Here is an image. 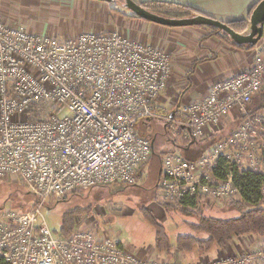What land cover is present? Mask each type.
<instances>
[{
    "label": "built area",
    "instance_id": "obj_1",
    "mask_svg": "<svg viewBox=\"0 0 264 264\" xmlns=\"http://www.w3.org/2000/svg\"><path fill=\"white\" fill-rule=\"evenodd\" d=\"M171 71L165 49L117 29L59 39L0 20V179H16L39 199L25 212L0 210V264H181L135 255L110 231L77 227L58 237L42 213L46 202L77 191L137 184L153 153L140 122L161 119L202 141L230 115L240 119L195 160L171 151L162 156L157 195L165 205L182 206L187 197L216 208L242 201L233 174L214 173L221 160L260 174L264 197V111L248 107L264 90V49L250 68L162 116L156 100ZM262 259L259 249L202 264Z\"/></svg>",
    "mask_w": 264,
    "mask_h": 264
},
{
    "label": "crops",
    "instance_id": "obj_2",
    "mask_svg": "<svg viewBox=\"0 0 264 264\" xmlns=\"http://www.w3.org/2000/svg\"><path fill=\"white\" fill-rule=\"evenodd\" d=\"M72 6L66 9L68 16H74L77 12V6L86 12H90L89 19L86 20L87 30L92 31L93 11H100L106 15H119L118 25L113 30H119L122 34L128 35L129 38L152 45L153 47L163 48L170 54L172 61V71L168 80L167 88L160 94L156 100V111L158 114L165 116L173 109L207 96L210 87L221 80L232 78L241 71L250 68L253 65L255 55L264 49V28L263 37L254 48H238L227 43L222 38L212 35L211 30L207 27H168L141 18L132 17V13L119 10L113 2H104L98 0H67ZM137 3L144 2H171L191 7L195 12L215 18L222 22L228 23L236 20L248 19L253 6L261 0H135ZM30 3L33 7H39L42 3L38 0H19ZM35 3V4H33ZM117 11V13H114ZM10 8L3 4L0 8V14L7 16ZM6 19V17H5ZM125 19V20H124ZM20 20V19H19ZM15 19V21H18ZM126 21V22H122ZM128 26L127 30L122 26ZM29 31L33 29L30 24L20 25ZM123 29V30H120ZM250 28V22L248 29ZM246 30V32H247ZM32 32V31H30ZM94 32V31H92ZM246 32L244 34H246ZM36 34H40L35 32ZM248 33V32H247ZM193 71V72H192ZM236 115V111H233ZM232 118L228 124L235 123L231 115L223 123ZM234 119V120H233ZM223 124L218 127H212L209 137L220 135L229 129ZM176 153V152H175ZM211 207H215L211 205ZM216 208V207H215ZM223 208V207H217ZM151 210V209H150ZM153 211V210H152ZM154 212V211H153ZM155 214V212L153 213ZM156 215V214H155ZM157 217V216H156ZM159 218V217H158ZM167 230V229H166ZM168 233V232H167ZM169 235V233H168ZM170 236V235H169ZM172 243L175 238L170 237ZM126 249L135 255L143 258H161L167 259L174 263L181 264H202L213 263L228 257L240 255L246 251H256L264 249V237L258 235H243L235 237L226 242L223 247H213L209 252L202 253L196 250L190 253L177 252L175 249L170 253H162L155 248V240L152 243L143 246H135L122 240ZM255 264H264V259L258 260Z\"/></svg>",
    "mask_w": 264,
    "mask_h": 264
},
{
    "label": "rangeland",
    "instance_id": "obj_3",
    "mask_svg": "<svg viewBox=\"0 0 264 264\" xmlns=\"http://www.w3.org/2000/svg\"><path fill=\"white\" fill-rule=\"evenodd\" d=\"M39 1L42 3L39 4L38 0H36L39 4V7L36 8L33 7L34 5L31 6L30 3L23 2L20 4L19 0H0V8H2L3 4L10 8L7 16L4 15L3 17V14H0V20L11 26H17L18 23L20 25L30 24L33 27V29H29V31H32L31 33L38 31L40 34L57 37L59 39L75 37L79 33L87 30L86 20L89 19L90 12H86L77 6L79 9H77V12L72 17L68 16L65 12L66 10L63 8L70 9L72 6L70 1ZM112 4L125 13L126 11L130 14L132 13V11L125 8L124 0H113ZM114 13H117V11H114ZM92 14L95 20L91 23L92 31L94 32H99L101 34L102 32H110L113 31V29L116 28L115 26L119 23L121 24L119 15H103L100 11H93ZM15 19L20 20L18 22L15 21ZM122 22L124 23L126 21ZM122 27L126 30L130 28L124 26V24ZM120 30L123 29L120 28ZM247 32L249 31L247 30ZM253 103L254 101L248 106L252 111L255 108ZM234 119L235 123L232 121V126L228 124V121L230 122L232 118H229L226 123H223L224 126H227L226 129L229 130L222 133L221 137H219L220 135L218 134L217 138H213V144L238 127L240 119L238 116ZM137 125L140 134L150 138L153 146L152 150L154 151L150 162L142 169V175H140L141 177L138 184L133 186L114 184L108 187H94L90 190H85L84 193L82 192V195L75 196L67 201L46 202L42 213L50 231L56 235L59 233L65 208L76 205L87 206L93 204L94 208L91 213L88 215L76 216V228H90L96 231L104 230V232L110 231L111 234H116L122 240L132 245H148V243L151 244L153 239H155V230L147 223V220H145L140 211L141 207L146 206L155 212L157 218L159 217V222L165 226L172 239L176 238L181 233L187 234L188 230L185 226H182L183 216L179 213H167L162 206L165 205V203L160 201L161 199L156 192L162 156L170 151L182 154V151L172 144V140H175V135H177L176 133L180 130L174 128L172 123H168L161 119L151 120L145 124L140 122ZM204 144L207 145L206 140L201 143L202 146ZM190 155H199V150L190 152ZM16 183V179L9 176L0 179V207L4 204L18 207L17 203L15 204L12 201L11 203L10 201H8L9 203L7 202L6 193H8V190L5 191L6 186L12 188L17 186ZM30 199L32 201L25 204L26 206L23 207V210L32 209L34 200L39 203V199L34 195H30ZM235 202L242 201L231 200L226 203L227 205L219 209L209 205L206 206L207 209L205 212H209L210 214L213 213V215L222 218L235 217L238 216V212L230 208L231 204ZM19 207L21 208V206ZM200 207H202L201 204ZM255 263L256 262H253L252 264Z\"/></svg>",
    "mask_w": 264,
    "mask_h": 264
},
{
    "label": "trees",
    "instance_id": "obj_4",
    "mask_svg": "<svg viewBox=\"0 0 264 264\" xmlns=\"http://www.w3.org/2000/svg\"><path fill=\"white\" fill-rule=\"evenodd\" d=\"M260 2V1H259ZM258 2V3H259ZM140 5L151 12H154L160 16L168 17V18H191L197 15H204L195 12L191 7L184 6L177 3L171 2H144L140 3ZM257 3L253 6L248 19L246 20H236L228 22L229 27L236 31L237 33L244 34L248 29L250 17L256 8ZM114 10V9H113ZM206 16V15H204ZM132 17L139 18L138 16L132 14ZM142 19V18H141ZM144 20V19H143ZM201 27V26H197ZM212 32L213 36L222 38L227 43L231 44L234 47L238 48H254V46L250 45H239L236 44L228 34L222 32L220 30H216L212 27H207ZM193 72V71H192ZM255 108L253 109V113L264 111V90L253 99ZM175 135V140H172V144L175 147H178L182 151V156L189 160H195L199 156L203 154V152L209 148V146L213 145V138H217V135H213L210 138H206L207 145H201L202 141L193 140L188 136L187 132H177ZM199 155L191 156L190 152L198 151ZM174 152V151H172ZM154 154V151L152 155ZM153 157V156H152ZM161 168L159 170L160 174ZM218 177L224 178L228 173L233 174V182L236 186L241 189L242 194V202H235L231 204L230 208H233L238 212V216L222 218L213 215V213L205 212L206 207L198 204L196 198L187 197L182 202V206H168L162 205L164 210L167 213H179L183 216L182 226H185L188 230L186 233H181L175 239V242L172 243L170 236L167 233V230L163 224H161L156 217L154 212L150 210L148 207H141L140 211L147 220V223L151 225V227L155 230V248L162 253H170L169 251L175 249L177 252L182 253H190L193 250L207 253L213 247H223L226 242L234 239L238 236L243 235H258L264 237V197L261 194L260 188L263 182V177L260 174L250 172V171H239L237 168L231 167L224 160H221L218 168L214 172ZM158 174V175H159ZM160 177V175H159ZM158 177V179H159ZM158 183V181H157ZM115 184H123V183H115ZM138 184V183H137ZM134 184V185H137ZM17 186L10 188L6 186V200L7 202L11 201L13 203H17L16 206L3 205L0 207V210H4L6 208L16 209L21 212H25L28 210H23L30 199V195H34L30 193L23 185L16 183ZM114 185V184H112ZM129 186L128 184H124ZM110 186V185H108ZM98 186V187H108ZM133 186V185H132ZM26 189V190H25ZM90 190V189H89ZM85 190L77 191L74 194L70 195L65 200H60L57 202L67 201L70 198L75 196L82 195ZM157 192V185H156ZM35 196V195H34ZM36 197V196H35ZM155 198V197H154ZM35 201V200H34ZM33 201V207L38 203V201ZM9 203V202H8ZM21 204V205H20ZM21 206V208L19 207ZM93 204H89L87 206L76 205L70 206L64 209L62 225L59 233H57L58 237H67L71 234L76 228L77 217L79 215H88L93 211ZM56 235V234H55Z\"/></svg>",
    "mask_w": 264,
    "mask_h": 264
},
{
    "label": "water",
    "instance_id": "obj_5",
    "mask_svg": "<svg viewBox=\"0 0 264 264\" xmlns=\"http://www.w3.org/2000/svg\"><path fill=\"white\" fill-rule=\"evenodd\" d=\"M104 2H113V0H98ZM124 6L127 10L139 18L146 21L153 22L159 25L168 27H191V26H203L212 27L216 30L225 32L230 38L239 45L256 46L263 37L264 28V0L257 3L256 8L251 15L249 32L246 34H240L233 31L231 27L225 22L217 20L215 18L197 15L191 18H168L160 16L154 12L144 9L139 3L134 0H124ZM175 112L171 113V118H174Z\"/></svg>",
    "mask_w": 264,
    "mask_h": 264
},
{
    "label": "flooded vegetation",
    "instance_id": "obj_6",
    "mask_svg": "<svg viewBox=\"0 0 264 264\" xmlns=\"http://www.w3.org/2000/svg\"><path fill=\"white\" fill-rule=\"evenodd\" d=\"M168 133V132H167Z\"/></svg>",
    "mask_w": 264,
    "mask_h": 264
}]
</instances>
